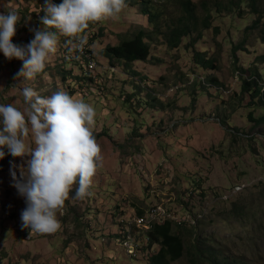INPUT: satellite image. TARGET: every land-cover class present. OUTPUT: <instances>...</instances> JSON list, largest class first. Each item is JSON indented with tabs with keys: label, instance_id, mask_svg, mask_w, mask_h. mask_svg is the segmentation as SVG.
I'll return each instance as SVG.
<instances>
[{
	"label": "rangeland",
	"instance_id": "1",
	"mask_svg": "<svg viewBox=\"0 0 264 264\" xmlns=\"http://www.w3.org/2000/svg\"><path fill=\"white\" fill-rule=\"evenodd\" d=\"M136 1L141 0H125L126 7L117 17L89 25L88 31L95 33L89 47L100 64L94 72L100 90L82 92L74 78L81 68L71 58L66 37L59 33L57 51L32 80L17 79L23 61L8 60L0 52V104L23 111L24 87L42 97L62 90L83 100L95 109L91 130L102 155L91 195L76 199L74 190L70 192L57 213L61 228L55 234L32 236L21 228L20 214L26 204L12 186L10 174V162L19 166L22 160L10 155L0 160V264H148L149 253L139 251L131 258L118 235L137 217L138 209L156 210L159 213L153 219L157 220L165 214L177 220L204 217L205 233L233 243V252L246 255L251 264H264V238L254 234L252 224L225 215L239 198L246 202L257 198L264 182V124L248 119L250 112L260 118L264 108L249 106L251 97L242 94L237 72L240 66L246 70L258 66L264 75V63H256L264 53L261 31L247 33L258 17L247 5L244 17L237 13L215 16L218 36L208 31L195 47L188 48L186 39L173 51L154 45L147 61L134 62L132 69L139 74L122 65L111 72L101 50L147 24ZM43 3L0 0V12L18 14L14 44L28 45L34 39L33 30L43 28ZM260 5L264 11V0ZM245 41L247 51L235 54L234 48ZM196 50L218 59L219 68H199L194 61ZM64 69L72 72L67 79ZM213 75L221 87L208 81ZM253 202L264 211V201ZM254 244L260 251L252 249Z\"/></svg>",
	"mask_w": 264,
	"mask_h": 264
},
{
	"label": "clouds",
	"instance_id": "2",
	"mask_svg": "<svg viewBox=\"0 0 264 264\" xmlns=\"http://www.w3.org/2000/svg\"><path fill=\"white\" fill-rule=\"evenodd\" d=\"M125 7V0H63L60 4L44 0L43 28L33 30L34 39L24 47L13 43L17 12H0V52L8 60L23 61L17 79L32 80L57 51V33L69 38L71 48L83 52L90 23L115 18ZM22 95L23 111L0 104V160L6 155L22 160L19 166L10 162L12 186L26 204L20 214L21 228L29 236L51 235L61 228L57 213L70 192L74 190L76 199L90 196L93 177L102 166L101 147L91 130L96 112L62 90L42 97L24 87Z\"/></svg>",
	"mask_w": 264,
	"mask_h": 264
},
{
	"label": "trees",
	"instance_id": "3",
	"mask_svg": "<svg viewBox=\"0 0 264 264\" xmlns=\"http://www.w3.org/2000/svg\"><path fill=\"white\" fill-rule=\"evenodd\" d=\"M135 3L142 7L141 14L146 18L147 24L136 31L127 32L117 45H108L101 50V55L108 60V70L111 72L115 71L111 67L122 65L132 74H139L132 69L134 62L147 61L154 45H165L168 50L173 51L179 49L186 39L190 40L188 48L195 47L208 31H213L218 36L220 29L214 27L215 16H233L237 13L244 17L245 5L258 17L247 33L261 31L264 46V11L261 9L260 0H201L199 3L193 0H141ZM86 32L91 33L88 29ZM94 36L95 33H91L89 41ZM245 45L246 41L234 48L235 54L240 50L247 51ZM70 55L81 68V73L74 78L77 85L81 86L82 92L87 94L94 92L96 88L100 90L102 86L97 79L98 73L85 69L83 61L74 54L73 49ZM194 61L205 71L219 68L218 59L208 57L206 51L196 50ZM256 63H264V53L256 58ZM237 72L241 74L242 94L251 97L249 106L264 108V75L258 66L247 70L245 66H240ZM68 74L72 72L64 69L63 78L67 79ZM208 81L220 87L223 85L215 75L210 76ZM248 119L257 125L264 124V115L255 118L253 112H250ZM227 123L228 121H224L223 125L226 126ZM261 184V191L253 201H264V182ZM239 199L231 203L225 215L239 222L252 224L254 234L264 238V211L255 207L253 201ZM149 212L138 209L137 217L146 216ZM203 218L194 217L191 221L185 218L174 220L164 217L154 221L149 230H134L136 239L141 243V252L150 254L147 256L148 264H182L183 261L186 264H251L246 255L233 252V243L219 238L216 234L205 233V228L202 227ZM156 246L158 249L153 250ZM258 247L254 244L252 249L260 251Z\"/></svg>",
	"mask_w": 264,
	"mask_h": 264
},
{
	"label": "built area",
	"instance_id": "4",
	"mask_svg": "<svg viewBox=\"0 0 264 264\" xmlns=\"http://www.w3.org/2000/svg\"><path fill=\"white\" fill-rule=\"evenodd\" d=\"M91 33H88V43L85 46L83 52H80L79 50L72 48L74 51V54L78 55L79 58L83 61V64L85 66V69L89 70V72H95L97 68L99 67L98 61L95 59V55L91 48L89 47V36ZM113 70H116V67H111ZM118 70V69H117ZM156 210H152L150 213H148L146 216L143 217H135L131 224H127L120 230V238L122 245L124 247V250L129 254L131 258H136L138 256V253L141 248V243L138 239L135 237V231L138 229L139 231L143 230H149L152 227V224L154 221H157V219H153L157 215ZM164 217L175 219L170 214H165ZM163 217V218H164ZM159 220V219H158ZM118 234V235H119Z\"/></svg>",
	"mask_w": 264,
	"mask_h": 264
}]
</instances>
